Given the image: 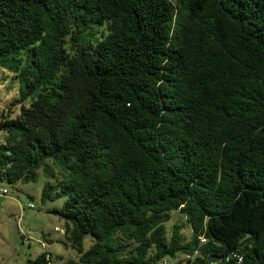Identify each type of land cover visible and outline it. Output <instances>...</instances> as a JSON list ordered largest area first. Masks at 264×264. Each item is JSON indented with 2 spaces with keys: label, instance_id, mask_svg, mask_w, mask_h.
<instances>
[{
  "label": "trees",
  "instance_id": "obj_1",
  "mask_svg": "<svg viewBox=\"0 0 264 264\" xmlns=\"http://www.w3.org/2000/svg\"><path fill=\"white\" fill-rule=\"evenodd\" d=\"M7 58L23 90L0 113V178L59 165L40 199L63 197L79 254L59 264H154L198 234L264 264V0H0ZM170 211L187 240L164 235Z\"/></svg>",
  "mask_w": 264,
  "mask_h": 264
},
{
  "label": "rangeland",
  "instance_id": "obj_2",
  "mask_svg": "<svg viewBox=\"0 0 264 264\" xmlns=\"http://www.w3.org/2000/svg\"><path fill=\"white\" fill-rule=\"evenodd\" d=\"M96 30L106 32L104 26ZM23 56L22 53L16 56L20 58L18 66L24 62ZM13 62L14 60L10 58L0 62V113L2 111L6 113L9 103L18 99L23 90V81L18 74L19 68L14 69ZM34 95L35 92H30L24 101L25 104ZM17 108L15 102V105L10 106V112L6 114L15 115ZM4 135L5 133L0 130V143L3 142ZM43 165L48 171L43 170L42 166L39 167L34 181L8 184L0 178V187L7 190L5 194H0V264H24L26 259L33 258L43 251L61 257L60 260H50V264H58L67 259L72 262L78 260V252L68 242L58 240L66 241L63 237L65 221L54 212L60 208L63 197L57 196L52 200L40 199L42 186L60 180L62 171L59 165L52 164L50 159L44 160ZM29 204H32V207H29ZM176 222L182 225L180 233L183 240H187L191 236V231L183 215L178 211L169 212L168 220L163 223L164 235L166 238L169 237L172 224ZM54 226L59 230L53 231ZM48 238L50 240H47ZM41 241L44 243L43 246L40 244ZM91 244L92 237L84 235L81 240L82 249H88Z\"/></svg>",
  "mask_w": 264,
  "mask_h": 264
},
{
  "label": "built area",
  "instance_id": "obj_3",
  "mask_svg": "<svg viewBox=\"0 0 264 264\" xmlns=\"http://www.w3.org/2000/svg\"><path fill=\"white\" fill-rule=\"evenodd\" d=\"M6 192V188L0 187V194ZM29 207H32V204H29ZM53 230H57V227H54ZM196 238V247L161 256L154 264H242L243 255L236 249L228 250L222 254H214L204 247L206 238L203 234H198Z\"/></svg>",
  "mask_w": 264,
  "mask_h": 264
},
{
  "label": "crops",
  "instance_id": "obj_4",
  "mask_svg": "<svg viewBox=\"0 0 264 264\" xmlns=\"http://www.w3.org/2000/svg\"><path fill=\"white\" fill-rule=\"evenodd\" d=\"M54 227H56V226H54ZM53 227V228H54ZM53 230V229H52ZM59 229L57 228V230H53V231H58ZM63 237H64V234H63ZM56 239V238H55ZM58 239V238H57ZM47 240H50L49 238L47 239ZM58 240H63V239H58ZM40 244H42V246H43V242L41 241L40 242ZM43 252H45V251H43ZM46 253H48L49 255H50V260L52 261V260H54V259H58V260H60L61 259V257L58 255V254H55V255H52L50 252H46ZM68 260V259H67ZM64 261H66V260H64ZM61 262H63V261H61ZM59 264V263H58Z\"/></svg>",
  "mask_w": 264,
  "mask_h": 264
}]
</instances>
